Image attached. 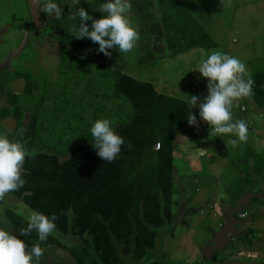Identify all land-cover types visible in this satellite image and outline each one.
<instances>
[{
    "label": "rangeland",
    "instance_id": "obj_1",
    "mask_svg": "<svg viewBox=\"0 0 264 264\" xmlns=\"http://www.w3.org/2000/svg\"><path fill=\"white\" fill-rule=\"evenodd\" d=\"M101 1L102 3L106 2V0ZM181 1L184 3L182 6L175 7L168 12V30L164 31L156 26L158 23L161 24V15L163 14L158 0H130L131 10L127 16L131 25L138 30L140 39L133 50L127 54L120 53L118 49H109L112 53L110 58L103 53L94 56L93 60L98 64L93 63L88 67V70H92L90 76L95 79V86L98 89L104 93H110L114 82L113 77L123 69L127 75L134 76L139 81L152 82L159 93L181 99L186 94L190 95L197 91L203 97V102L208 95L207 78L202 77L197 69L213 51H221L239 58L245 63L247 71L253 72V75L259 76L261 81H264V0H226L223 6L220 0ZM39 6L37 0H21L20 2L16 0L10 10L0 14V79L6 80L15 89L25 94L32 92L33 96L40 94L46 96V129L48 131L42 140L53 147L60 148L61 140L58 136L72 133L78 128L76 115L80 110L76 106V97L77 94L80 96V90L77 91V80L73 78L69 69L70 59L66 56L57 58L55 55L54 45H61L62 38L57 33L53 39L45 40L47 35L45 29L41 27L43 22L41 23L37 17ZM179 8H188L190 13L179 16ZM87 9L85 8V10ZM90 15L93 19H99L104 13L95 7L94 12ZM50 19L55 22L62 21L63 15L61 20H56L55 17H50ZM88 25L91 30L92 22L90 21ZM141 25L145 26L155 46L149 47L147 41H144L139 29ZM176 30L177 39H181V45L175 50L177 57L170 55L174 50H166L170 56L171 65L176 69L163 78L158 75L153 77L152 71L141 70L140 65L146 64L144 55L153 54L156 52L157 46L163 47L167 44L166 37L163 35H171L175 40ZM200 33L209 37L202 47H196V37ZM63 49L68 55H72L68 47H63ZM81 54H84V51ZM151 62L155 65L162 64L159 58H154ZM57 63L61 65V76H58L57 73ZM31 65L32 70L29 77L28 74H20L29 73ZM261 88L264 91L263 87ZM57 101H61V111L58 116L55 114ZM104 103L109 106L107 116L112 121L118 122L128 118L120 100L114 99L111 102L104 101ZM252 106L263 111L264 96L259 95L253 101H246V115L253 113ZM24 107L26 132L23 139L27 140V147H31L36 132V117L32 111L33 104L27 98ZM94 119L95 116L89 119V125ZM260 119V122H257L260 130L258 139L264 143V113ZM56 128L58 130L54 131ZM185 129L187 132L179 133L174 143V150L181 153V157H174V172L175 174L180 173L182 176L191 172L190 161L187 159L189 147H192L190 154L194 160H199L201 152L205 153L206 151L210 152L217 160L220 159L216 147L210 143V141L216 140L215 137L208 135L207 131L200 133L196 126L187 124ZM13 130H15L14 127H2L0 134ZM255 139L256 136L252 135L247 143L240 144L239 149L227 147L226 152L230 157L225 164L223 161L222 165L217 168V172L220 173L217 179L208 178L207 170L193 175L191 179H182L184 189L180 190L176 186L174 199L178 205L174 206V210L180 207V196L184 195L188 201L186 219L178 226V229H176V224L171 223H166L158 229L157 247L148 252L142 264H186L188 248L176 246V240L181 231L188 232L195 226L199 230L194 233H186L188 241L192 240L202 247L211 240V234L207 230V226L210 224L209 207L200 212L189 211L191 210L190 206L198 197L206 195L205 192L210 193L212 189H216L222 194L220 203L225 208L229 196H236L238 190L257 185L262 197L255 198L256 200L246 205V210L251 216L256 217V203L258 202L263 206L264 213V144L256 142ZM223 140L226 141V139ZM240 151L247 155L240 156ZM240 158H249L251 162L255 161V168H252V164L239 163ZM230 159L235 161L232 162ZM202 160L206 167L205 158ZM97 171L98 169H94L91 172ZM2 203L3 201H0V220L15 210L27 222V217L34 210L18 197H12L6 203ZM15 204H18V208ZM215 238L216 236H214V240ZM83 246H86V243L81 238L69 237L61 231L54 242L53 249H51L49 263L80 264L76 259L77 256H80L87 264H96L93 256L87 252L86 248H82ZM231 247L230 251L235 255L236 263L264 264V240L259 241V257L257 259L238 257L241 250L238 242ZM166 251L170 252V257L163 256ZM200 259L194 264H200Z\"/></svg>",
    "mask_w": 264,
    "mask_h": 264
},
{
    "label": "trees",
    "instance_id": "obj_2",
    "mask_svg": "<svg viewBox=\"0 0 264 264\" xmlns=\"http://www.w3.org/2000/svg\"><path fill=\"white\" fill-rule=\"evenodd\" d=\"M158 3L163 14L161 24L156 26L167 31L168 12L184 3L181 0H158ZM188 13V8L178 9L179 16ZM139 29L148 46H155L145 26ZM163 36L167 48L175 51L181 45L177 30L175 40L171 35ZM207 37L200 33L195 46L202 47ZM82 45L83 41L75 37L69 63L80 90L76 100L80 108L76 116L78 128L58 136L61 147H53L42 140L48 131L47 114L40 115L42 108L38 109L37 135L33 145L28 147L37 155L34 159L26 158L23 177L26 183L17 195L31 207L58 214L61 229L68 236L81 237L86 243L82 248L87 249L96 264H137V258L144 259L155 249L157 229L172 221L176 186L184 189L183 178L174 174L173 145L179 132H187L190 109L182 99L158 93L151 82L139 81L124 70L113 77L111 92L104 93L95 86V79L90 76L92 70H88L98 62L76 51ZM159 49L157 46L156 52ZM156 52L144 55L146 64L156 58ZM32 98L36 95L32 94ZM114 99L120 100L128 111L127 119L114 122L107 116L109 106L104 101ZM93 116L95 119L89 125V118ZM105 118L124 139L119 155L111 163L95 159L90 151L93 138L87 145L90 128L96 120ZM5 134L11 140L19 139L17 134ZM158 143L160 149L155 150ZM92 168L99 171L87 173ZM258 189L257 185L243 189L240 197L251 203L262 197ZM180 198L183 200L184 195ZM69 210H73L74 215L67 218ZM7 221L15 229L12 233L25 244L39 243L35 230L27 236L20 234L18 225L24 223L21 216L15 214ZM0 225L9 227L4 220ZM163 256L170 257V253ZM76 259L80 264H87L80 256Z\"/></svg>",
    "mask_w": 264,
    "mask_h": 264
},
{
    "label": "clouds",
    "instance_id": "obj_3",
    "mask_svg": "<svg viewBox=\"0 0 264 264\" xmlns=\"http://www.w3.org/2000/svg\"><path fill=\"white\" fill-rule=\"evenodd\" d=\"M37 2L40 4L39 9L46 13L48 17H55L56 20L62 19V7L55 3L54 0H37ZM80 2L81 0H72L69 5L75 6L80 4ZM87 2L92 4L91 0H87ZM220 2L223 6L226 0H220ZM97 8L104 13L99 19H93L92 15H90L94 12V8L89 12L83 7H80L74 12L71 11L68 15L70 20H78V24H73L67 31L77 39L83 41V45L78 47L76 51H84V55H89L93 58L98 53H103L106 57L110 58L112 53L109 49H118L120 53L125 54L131 52L137 45L140 36L138 30L131 25L127 16L131 10L130 0H106V2L98 5ZM90 21L92 22L91 30H89L88 25ZM85 46L86 48H84ZM163 47H161V49L165 50V52L167 49L172 50L167 48L166 45ZM155 55L156 58H158L157 53ZM170 55L175 57V51L171 52ZM197 70L201 73L202 77L207 78L208 95L203 102V97L199 100V97L196 95L186 94L181 97L188 109H190L186 125L196 126L200 133L207 131L208 135L215 137L217 142L225 143L226 147L222 150H220L219 145H213L217 149L219 158L220 154H228L226 152L228 146L233 149H239L240 144L247 143L252 135L256 136V139H258L260 132L257 134L255 132L256 129H259L255 119L257 109L255 106H252L251 110H253V113L246 115V101H253V99L255 97L257 98L259 95L264 96V94L261 93V91H263L261 87H263L264 81H261L259 76L253 75V73L247 71L245 63L239 58L230 56L221 51H213L201 62ZM77 91L79 90L77 89ZM78 97L79 95L77 94L76 100ZM126 112L128 114L127 110ZM261 116L262 113L260 118ZM25 132L26 128L19 129L17 135L20 138L16 140H11L6 134H0V201H3L2 204L9 201L12 197L21 198L25 202L22 197L17 195V192L20 191L19 189L26 183V180L23 178L25 174L24 162L26 158L34 159L37 155L34 150H29L27 147V140L23 139ZM182 132L184 131L179 133ZM90 134L91 138L87 142V145L92 142L93 138V149L90 151L95 159L100 163L113 162L121 151L124 139L113 130L111 121L106 118L96 120L90 128ZM223 139H226V141ZM176 152L177 151L174 150L173 157L177 156ZM201 155H204V153L201 152ZM94 169H98L99 171V168H92L87 173H97L98 171L95 173L91 172ZM241 190L243 189L238 190L236 196L228 197L225 208L221 206L223 210L221 212L220 222L217 223L216 231H220L224 228L226 220L223 217V213L229 206L234 204V202L241 200ZM185 201L187 200L184 197L183 200L181 199L180 207L174 210V206L178 205L174 199L172 210L173 218L171 222L166 223L174 225H177L179 222L183 223L187 215L186 206H188ZM249 203L250 202L245 204L244 210L236 215L241 220L248 221L247 224L239 226L240 231L246 233V235L244 237H237L236 235L229 234L228 244L226 246L231 249V246L238 242L239 248H241L238 257L257 259L259 257V252L247 253L245 249L248 245H254L256 242L259 243L260 240H264V236H262L261 233L249 227L253 219L261 217L264 213L263 206L257 202V216H251L246 210V205ZM183 204L185 205V210L182 219L176 222L175 218L178 216ZM15 206L18 208V204H15ZM190 209L189 212H200L205 210L200 207H190ZM209 209L211 210L210 206ZM175 213L177 214L175 215ZM15 214L21 216L24 222L20 227L18 225V228H21L19 229L20 234L27 236L35 230L39 243L33 245L25 244L22 239H19L12 233L15 229L10 226V222L7 221V219L10 220V216H15ZM73 215V210L67 212V217H72ZM57 217L58 214L56 213H48L41 209L34 208L27 217V222H25L22 215L17 211L13 210L12 213H8L7 217L1 220H4L7 225L9 224V227L0 225V264H49L51 258L48 260L46 252L50 250L51 253V249H53L54 242L60 232L62 231L65 233L61 229ZM214 232H212L211 235ZM253 241L255 242L254 244L252 243ZM240 243H244V246H240ZM144 259H141V261ZM199 259L200 264L211 263L210 261L202 263L201 246L199 247V256L197 260ZM214 259L216 262L211 264H224L227 261L236 262L235 255L231 253V251L226 256L225 260L222 257L218 259L215 255Z\"/></svg>",
    "mask_w": 264,
    "mask_h": 264
},
{
    "label": "flooded vegetation",
    "instance_id": "obj_4",
    "mask_svg": "<svg viewBox=\"0 0 264 264\" xmlns=\"http://www.w3.org/2000/svg\"><path fill=\"white\" fill-rule=\"evenodd\" d=\"M16 0H0V14L8 11L12 8ZM21 1V0H17ZM28 1V0H23ZM55 3L60 5L62 7L63 20L55 22V20H51L50 17L47 16L46 13H44L42 10H40V6L37 8V17L41 21L42 28L45 30V34L47 35V38L45 39L50 40L55 37V35L58 33L59 36L62 38V44L57 45L55 44L54 47L56 49L55 55L57 58H61L63 56H66L70 58L71 55H68L63 47H68L70 51L73 48V41L75 37L70 34L67 30L72 27L73 24H78L77 21L70 20L68 18V15L71 13V11L78 10L80 7L88 8L86 11H92L93 8L97 7L102 3L101 0H91L92 4H89L87 0H81L80 4L75 6H70L72 0H54ZM66 10V11H65ZM45 16L47 19H45ZM57 73L58 76H61L62 70L60 63H57ZM32 70V67L29 70V73L23 72L20 74H28V77L30 76V72ZM30 79V78H29ZM25 96L33 104L32 111L35 113L36 117V132L34 137L37 135V124H38V109L42 108L39 111V114H47V101L45 95H36V98H32V92H29L27 94L18 91L15 89V87L7 82L6 80L0 79V128L2 127H14L15 130L9 131L6 133L11 134H17L19 132V129L25 128L24 125V102H25ZM61 111V101H57L56 104V116L60 114ZM20 138V137H19ZM170 252H166L168 254ZM230 253V248L226 246L225 251L223 252H216L215 257L226 259V256ZM165 255V254H164ZM46 257L48 260L51 258L50 250L46 252ZM223 261V260H222ZM137 264H142L141 259H136Z\"/></svg>",
    "mask_w": 264,
    "mask_h": 264
},
{
    "label": "crops",
    "instance_id": "obj_5",
    "mask_svg": "<svg viewBox=\"0 0 264 264\" xmlns=\"http://www.w3.org/2000/svg\"><path fill=\"white\" fill-rule=\"evenodd\" d=\"M156 53H157L158 58L162 61V64L161 65L160 64L155 65L153 62H151V63H147L145 65H140V69L145 70V71H152L153 77H156V75H158L160 78H163V76H166L167 74L172 72V70L176 69V67L171 65L172 63L169 60V56H167V53L165 52V50L161 49V46H160V50H158ZM175 57H177V56L175 55ZM251 73H253V72H251ZM148 82H150V81H148ZM153 86H154V84H153ZM263 88H264V83H263ZM161 94H163V93H161ZM165 95H167V94H165ZM190 95H196L197 97H199V100L202 97L200 95V93L197 91H195L194 93H191ZM169 96H171V95H169ZM172 97H174V96H172ZM175 98H177V97H175ZM261 113H263V111L256 110V114H255L256 123L260 122ZM255 132L257 134L260 132V130L256 129ZM258 137H260V136H258ZM255 141L260 143V144H264L261 139H256ZM210 143L212 145H219L220 150H222L223 148L226 147L225 143L217 142L216 140H214V141L212 140V141H210ZM191 148L192 147H189V152L187 155V159L190 161L191 172L184 174L183 176L180 175V173H176V176L178 178L191 179L192 175H197L198 173H203L205 170H207V177L208 178L217 179L220 176V173L217 172V168L222 165L223 161L225 164L228 160V157H230V156L228 154H220V159L217 160L215 157H213L211 155V153L206 151L204 153V155L199 156V160H194L192 158V154H190ZM176 153H177L178 157H181L180 151H177ZM239 155L240 156H246L247 153L240 151ZM202 158H205L206 167L204 166V161L202 160ZM241 163L244 165L252 164V168H254L256 165V162L255 161L251 162L249 160V158L248 159H242ZM194 170H197V171H194ZM241 191H243V190H241ZM205 194L206 195H204V196L198 197L195 200V202L193 203V205L190 207L191 208L200 207L201 209H207L210 206V208H211V210L209 212L210 224L207 226L208 227L207 230H208V233L211 234L212 232L216 231L217 223L220 222L221 212L223 210L221 205H220V198L222 196H221V193L216 189H212L210 193L205 192ZM185 202L188 205V201H185ZM176 214L177 213H175V215ZM185 219H186V216H185ZM180 224H182V223L181 222L177 223L176 229H178V226ZM249 227L256 229V231H258L259 233H261L262 236H264V215H262L261 217H259L257 219H253L252 222L249 224ZM197 230H199V229L197 226H195L194 228H190V230L188 232L181 231L179 238L176 240V246H185L188 248V252H187L188 257L185 261L186 264H193L194 262L197 261L198 256H199V247L200 246L195 244V242L192 240L188 241V236H186L187 235L186 233H194ZM220 241H221V239H220ZM213 245H215V244H213V235H211V240L206 245L202 246L201 250L203 251V249L205 247L213 246ZM240 246H244V243H240ZM245 251L247 253L259 252V243L256 242L254 245H248V247L245 249ZM224 264H238V263L227 261Z\"/></svg>",
    "mask_w": 264,
    "mask_h": 264
},
{
    "label": "water",
    "instance_id": "obj_6",
    "mask_svg": "<svg viewBox=\"0 0 264 264\" xmlns=\"http://www.w3.org/2000/svg\"><path fill=\"white\" fill-rule=\"evenodd\" d=\"M45 19L47 17L45 16ZM248 203V199H242L238 202H234L231 206L228 207L223 213V217L226 222L224 228L220 231H215L213 235V246L205 247L202 251V263L210 261L215 263L214 255L217 251H224L226 245L228 244V235H236L237 237H244L246 233H242L239 229L240 225H245L248 223L247 220H241L236 215L241 213L244 210V205ZM185 210V205L183 204L178 216L175 218V221L178 222L182 219L183 212ZM214 236H216L214 240ZM221 239V241H220ZM220 241V242H219ZM217 246V247H216ZM50 264V263H49Z\"/></svg>",
    "mask_w": 264,
    "mask_h": 264
},
{
    "label": "built area",
    "instance_id": "obj_7",
    "mask_svg": "<svg viewBox=\"0 0 264 264\" xmlns=\"http://www.w3.org/2000/svg\"><path fill=\"white\" fill-rule=\"evenodd\" d=\"M160 149V144L158 143L156 146H155V150H159Z\"/></svg>",
    "mask_w": 264,
    "mask_h": 264
}]
</instances>
